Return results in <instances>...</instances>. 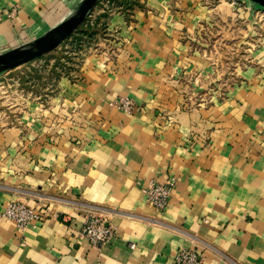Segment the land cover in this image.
I'll use <instances>...</instances> for the list:
<instances>
[{
	"label": "crops",
	"instance_id": "0c3cea01",
	"mask_svg": "<svg viewBox=\"0 0 264 264\" xmlns=\"http://www.w3.org/2000/svg\"><path fill=\"white\" fill-rule=\"evenodd\" d=\"M76 2L0 0V52ZM160 2L134 0L132 14L114 15L122 49L72 63L21 123L0 119V264H174L182 248L200 264H264V56L263 68L217 80L195 37V4ZM209 83L218 88L205 101ZM123 96L135 102L130 114L108 104ZM170 175L158 212L141 184ZM14 199L41 218L20 230L3 215ZM90 214L113 227L109 243L81 237Z\"/></svg>",
	"mask_w": 264,
	"mask_h": 264
},
{
	"label": "rangeland",
	"instance_id": "374dc122",
	"mask_svg": "<svg viewBox=\"0 0 264 264\" xmlns=\"http://www.w3.org/2000/svg\"><path fill=\"white\" fill-rule=\"evenodd\" d=\"M171 1L180 3V0ZM169 2L170 0H162L157 6ZM185 2L188 5L195 4L193 7L196 10L193 16H196L194 19L197 22L195 37L200 41L199 45L202 48L211 49L215 58L213 68L217 80L229 75L231 78L227 82H231L232 77L243 68L254 69L255 66H258V69L263 68L258 62L264 56L263 8L250 0H185ZM133 3L134 0H98L91 11L92 25L88 20L83 21L51 51L1 72L0 108L3 107L1 104L11 107L21 103L18 105L20 109L12 110L10 116L8 112L4 115L3 111H0V119L18 118L23 121L20 115L26 106L23 104L25 101L19 98L18 88L30 92L27 94L28 103L34 102L40 96L45 97L44 93L39 94L38 91L41 90L47 93L49 98L58 87L56 81L58 75L68 73L70 67L73 64L78 65L77 62L81 58L91 54L98 58V55L122 49V43L118 42L126 41V37L118 26H114V15H122L124 12L132 14ZM124 22L129 26V21ZM75 65L73 68L77 71L78 67ZM209 85L211 91L202 95V100L212 98L214 96L212 90L218 88L214 83ZM216 94L218 95V91ZM192 101L194 105L197 104L195 97Z\"/></svg>",
	"mask_w": 264,
	"mask_h": 264
},
{
	"label": "built area",
	"instance_id": "2783aa9c",
	"mask_svg": "<svg viewBox=\"0 0 264 264\" xmlns=\"http://www.w3.org/2000/svg\"><path fill=\"white\" fill-rule=\"evenodd\" d=\"M92 9L93 8L88 11L84 19V21L88 20L91 25L93 24V16L91 15ZM17 90L19 98L25 101L23 104L26 106L29 96L27 94L30 92L24 91L22 88H18ZM25 95L26 97H24ZM44 96L43 99L48 98L47 93H44ZM108 104L128 114L132 113L135 108V102L128 96L119 97L116 100H109ZM4 105L8 106L7 104ZM15 120L19 123L22 122V120L18 118H15ZM175 182L176 177L173 175L168 176L164 181L151 178L148 180L147 184H141V190L144 192L148 203L159 212L166 207L170 193L175 186ZM3 215L5 218L14 221L20 230H23L30 222L39 220L42 213L34 210L31 205L14 199L8 202ZM113 234V227L103 216L98 214H90L80 230L81 237L86 239L93 246L109 243L113 238ZM174 264H200L199 254L194 249L182 248L175 255Z\"/></svg>",
	"mask_w": 264,
	"mask_h": 264
},
{
	"label": "water",
	"instance_id": "95a60500",
	"mask_svg": "<svg viewBox=\"0 0 264 264\" xmlns=\"http://www.w3.org/2000/svg\"><path fill=\"white\" fill-rule=\"evenodd\" d=\"M98 0H77L72 8L53 26L35 38L0 52V73L40 57L54 49L73 33ZM264 9V0H250Z\"/></svg>",
	"mask_w": 264,
	"mask_h": 264
}]
</instances>
